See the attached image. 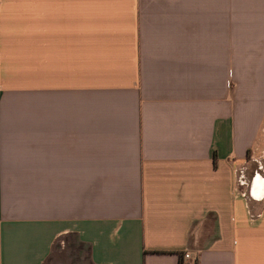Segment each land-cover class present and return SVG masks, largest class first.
<instances>
[{
  "label": "crops",
  "instance_id": "1",
  "mask_svg": "<svg viewBox=\"0 0 264 264\" xmlns=\"http://www.w3.org/2000/svg\"><path fill=\"white\" fill-rule=\"evenodd\" d=\"M0 264H264V0H0Z\"/></svg>",
  "mask_w": 264,
  "mask_h": 264
},
{
  "label": "built area",
  "instance_id": "2",
  "mask_svg": "<svg viewBox=\"0 0 264 264\" xmlns=\"http://www.w3.org/2000/svg\"><path fill=\"white\" fill-rule=\"evenodd\" d=\"M183 255L187 257L189 254H188V252L185 251V252L183 253Z\"/></svg>",
  "mask_w": 264,
  "mask_h": 264
}]
</instances>
